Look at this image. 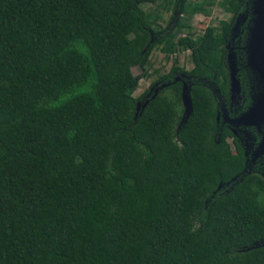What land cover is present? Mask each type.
<instances>
[{"label":"trees","instance_id":"1","mask_svg":"<svg viewBox=\"0 0 264 264\" xmlns=\"http://www.w3.org/2000/svg\"><path fill=\"white\" fill-rule=\"evenodd\" d=\"M158 1L0 0V264H264V177L216 123L252 0H163L172 27L142 8ZM214 5L232 20L183 35ZM154 50L175 58L145 102Z\"/></svg>","mask_w":264,"mask_h":264},{"label":"flooded vegetation","instance_id":"2","mask_svg":"<svg viewBox=\"0 0 264 264\" xmlns=\"http://www.w3.org/2000/svg\"><path fill=\"white\" fill-rule=\"evenodd\" d=\"M173 12L175 13V16L177 18L173 20V23L170 22L169 26L171 27L173 26L175 21L178 20L179 16L178 12ZM235 19H237V17ZM235 23L236 22L233 23V27L231 29V42L226 45V51H229V44L234 46V61L237 69L236 78L239 82V87L238 92L234 93V95L229 92L228 98H223L222 96L218 98L217 95L219 102L217 103L216 123L218 129L220 130V133L222 129H226L230 133L228 142L230 143L232 148L233 146L236 148V144H239L241 146V149H243V157L245 158L246 164L245 171L250 172L253 171V169L257 168L261 175H263L264 177V154L259 156L257 155L258 145L264 138V121L259 125V130L253 125H242V123L237 124V120L240 119L243 114H245L252 106L254 100V90L251 85H249L248 87L242 85L238 75V71H240V68L246 67V62L245 65H241V58H239L236 53L238 47L237 45L235 47V40L239 37L241 28L246 23V21L239 23V27H237L235 31L232 32ZM246 68L248 69V67ZM174 78L176 81H180V83H182L185 81L184 79H187L188 77H185L184 74H179L175 75ZM217 92V89L214 88L213 93Z\"/></svg>","mask_w":264,"mask_h":264},{"label":"water","instance_id":"3","mask_svg":"<svg viewBox=\"0 0 264 264\" xmlns=\"http://www.w3.org/2000/svg\"><path fill=\"white\" fill-rule=\"evenodd\" d=\"M245 13L247 14L248 10ZM245 13H243V21L248 19ZM250 14L251 18L248 22L247 38L243 49L245 52L246 67L251 71L257 84V93L254 95L252 106L237 120V124L253 125L259 130V125L264 121V0H252ZM229 59H234V55H227V63L229 74H231L232 86L237 85L238 88L239 82L235 78L236 65L235 62H230ZM189 89V85L183 82L182 104L184 112L180 122L181 124L186 122L192 110ZM263 154L264 138L257 148V155ZM255 245H264V240Z\"/></svg>","mask_w":264,"mask_h":264},{"label":"rangeland","instance_id":"4","mask_svg":"<svg viewBox=\"0 0 264 264\" xmlns=\"http://www.w3.org/2000/svg\"><path fill=\"white\" fill-rule=\"evenodd\" d=\"M190 1L196 2L197 0H190ZM162 5H163V0H159L156 5L144 4L142 6V8L145 11H149L150 9H156L157 11H159V13L162 15V19L160 20L159 25L161 27H165V26H168L170 24V17L172 15H175V13L171 10H169V11L164 10L162 8ZM250 9H251V4L249 6L248 13L247 14L245 13L247 18L249 17V15L251 16ZM178 18H179V16H178ZM243 18H244L243 13H242V15L237 16V19H235V21H234L236 23L234 25V29L232 32H234L235 29L237 27H239V23H241L243 21L242 20ZM222 20L231 21L232 15L223 11V9H221L218 5H214L210 9V13L208 16L201 15L198 13L191 15L185 21L186 26H189L190 29H188V27L184 28V31L182 33L184 35L188 32V30H190V32H192V34L194 36L201 35L207 26L217 25L219 23V21H222ZM246 20L247 19H245L243 22H245ZM233 47H234L233 45H230V44L228 45L229 51L227 52V55H234V48ZM174 58H175V56L167 59L164 56V54H162L160 51L154 50L151 54V57H150V61H151L150 73H152V76L150 78L140 79L139 86L134 93V97H140V96L145 94V102H146V99L148 97L154 96L157 92H159L164 87V86H162L163 84L162 85H160V84L152 85V82L160 74H166L170 70ZM176 59H177V65L179 67H183L185 70H190L193 66V64L189 58V52L188 51L180 52L179 54H177ZM229 60H230V62H235L234 59H229ZM141 71L142 70L139 67H133L132 68V73L135 76L140 75ZM155 71H157V73H155ZM235 73H236V71H235ZM235 78H236V74H235ZM229 80H230V93L234 95V93L238 92V88H237V85L234 87L232 86L231 74H229ZM143 106H144V102L139 101V103H137V111H140L143 108Z\"/></svg>","mask_w":264,"mask_h":264}]
</instances>
